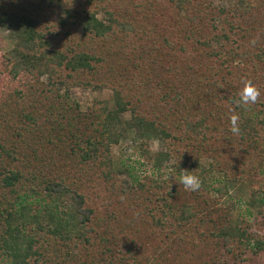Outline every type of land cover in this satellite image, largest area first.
I'll return each instance as SVG.
<instances>
[{
    "label": "trees",
    "instance_id": "16d2710c",
    "mask_svg": "<svg viewBox=\"0 0 264 264\" xmlns=\"http://www.w3.org/2000/svg\"><path fill=\"white\" fill-rule=\"evenodd\" d=\"M0 29L16 42L10 53L0 52V262L139 264L142 244L123 229L124 238L115 232L125 223L120 214L131 225L144 221L158 239L179 237L180 245L191 228L204 232L206 218L221 255L239 259L264 251V239L253 238L231 211L214 218L221 210L208 198L212 175L202 166L229 142L248 155L261 139L264 161V0H0ZM76 37L118 46L109 73L102 66L109 49L96 55L72 46ZM98 76L96 87L111 88L114 103L81 110L70 88ZM246 81L260 96L241 106L235 101ZM234 114L238 134L230 131ZM123 127L155 167L181 160L177 167L193 170L201 188L182 198L177 183L148 177L125 190V171L110 156ZM157 141L166 150L152 156L147 148ZM55 154L78 159L83 179L57 169ZM97 162L99 174L91 177ZM212 171L233 187L240 183L230 176L232 167ZM91 179L133 203L131 210L140 208L130 213L136 216L102 217L82 190ZM249 187L260 219L264 188Z\"/></svg>",
    "mask_w": 264,
    "mask_h": 264
},
{
    "label": "rangeland",
    "instance_id": "374dc122",
    "mask_svg": "<svg viewBox=\"0 0 264 264\" xmlns=\"http://www.w3.org/2000/svg\"><path fill=\"white\" fill-rule=\"evenodd\" d=\"M100 17L104 18L105 16L101 13ZM135 27L138 28V31L142 28L141 25L137 23ZM76 45L81 46V48L85 50L88 48L90 52L94 51L96 55L101 54V52L106 54V52L103 51L104 48L109 49V52L105 55L108 60L102 63L105 69L109 68L108 63H114L116 60L115 51L118 49L116 45L112 47L109 44L103 45L102 42L95 43L94 40L90 38L82 39L77 37L72 46ZM15 46L16 42L12 33L7 29H0V52L3 54L10 53ZM77 48L81 49L78 46ZM105 71L108 72L107 69ZM108 75L110 76L111 74ZM109 78L105 77V75L103 77L104 80H108ZM91 79H93L91 85L71 86L70 94L72 100L79 104L81 110H86L101 101L107 103L111 107L114 103L112 89L109 87H96V82H99L98 79L100 80L99 76ZM45 80V78H42V81L46 82ZM261 118L263 117L261 116ZM259 130L261 131V135H264V127L260 126ZM122 131L124 137L118 145H114L111 148L110 156L114 162L115 168L125 171L120 177L125 190L129 192L131 189V182L134 179L144 180L148 177L154 179L159 178L168 183H177L176 180L171 178V171L176 169L178 174L179 168L177 167V163H180L181 160L179 161L176 159L166 162L158 169L150 159L151 156L146 154L141 145L136 142L134 132L126 130L124 127ZM262 146L263 142L261 139L256 146L257 149L253 153L245 155L239 149V145L229 142L219 151L216 158L204 159L202 166L209 175H212V179H210L212 184L210 183L208 198L214 205V210H221L219 213L216 211L214 218H217L223 211L229 210L232 212L234 219L238 220L242 225L250 227V230L253 232V238L264 239V214L262 218L257 219L261 206H259L258 203L256 205H251V187H249L250 184L253 183L256 186L264 188V161H262L259 155V150ZM147 149L153 156L158 152L165 151L166 147L164 143L157 141L151 142ZM54 160L57 163V165H54L57 169L63 166L65 170L71 171L72 174L77 178L79 177L80 180L83 179L84 172L78 159L68 161V159L55 154ZM209 166H211V169ZM227 166L232 167L230 176L232 175V177L239 178L240 183L236 187L229 185L225 181L223 174L212 171L213 169L216 170V167L221 168ZM92 167L89 173L91 177H93V172L99 174L100 170L98 168V162ZM165 177L168 178L166 179ZM180 186V191L183 195L182 198L190 197L192 191H186L183 185ZM82 190L90 206L95 207L102 217L108 213L121 211L132 219L136 215L132 217L130 213L136 214L137 211L140 210V208H138L137 210L132 209V211L131 206L133 203L128 206L127 203L129 202L124 201L122 198L123 204H120V197H116L113 192L107 190L106 184L101 180L91 179L86 181V183L82 184ZM120 216L125 223L123 225H115V232L119 235L123 229L129 236H133V238L136 237L137 246L140 245L139 243L142 244L143 247L140 250H142L143 253H140L138 259V261H140L139 264H144L143 260L146 257L150 258L153 262L156 259L161 260L166 257L167 262L162 260L165 264H264V251L259 255L247 251V254L239 259L232 258V256L228 255L226 256V253L221 255V250L216 243V237L211 234L209 229L211 228V224L207 223L209 221L206 218L204 222V232L200 233L196 228H191V233L187 235L186 242L180 245L177 241L179 237L176 240L166 238L158 239L157 234L153 233V231L151 232V230L148 231L144 221L135 219V223L131 225L121 214ZM109 236L112 237V235ZM119 236L124 238V235ZM185 236L186 235L183 234V237ZM106 245L112 246L109 243H102V246ZM115 250H117V247ZM168 258L171 259V262H169ZM0 264H8V262H0Z\"/></svg>",
    "mask_w": 264,
    "mask_h": 264
},
{
    "label": "clouds",
    "instance_id": "9594fccd",
    "mask_svg": "<svg viewBox=\"0 0 264 264\" xmlns=\"http://www.w3.org/2000/svg\"><path fill=\"white\" fill-rule=\"evenodd\" d=\"M259 96V89L251 84V82L246 81L244 87L238 92L239 99L235 102L241 106L254 104L257 102ZM238 120V115L234 114L230 117V131L234 134H238L240 132ZM165 178L167 179L168 177ZM171 178L177 181V185H183L186 191L196 192L201 188L202 185L201 178L194 174L193 170L179 168L177 174V170L173 169L171 171Z\"/></svg>",
    "mask_w": 264,
    "mask_h": 264
}]
</instances>
